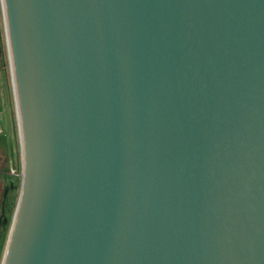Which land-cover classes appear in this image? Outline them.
Returning a JSON list of instances; mask_svg holds the SVG:
<instances>
[{
    "label": "water",
    "instance_id": "water-1",
    "mask_svg": "<svg viewBox=\"0 0 264 264\" xmlns=\"http://www.w3.org/2000/svg\"><path fill=\"white\" fill-rule=\"evenodd\" d=\"M20 142L0 264H264V0H3Z\"/></svg>",
    "mask_w": 264,
    "mask_h": 264
},
{
    "label": "rangeland",
    "instance_id": "rangeland-1",
    "mask_svg": "<svg viewBox=\"0 0 264 264\" xmlns=\"http://www.w3.org/2000/svg\"><path fill=\"white\" fill-rule=\"evenodd\" d=\"M0 154L6 162L3 164V178L0 189L3 188V199L0 202V261L3 254L7 234L12 221V215L18 196L20 174V142L17 116L14 102V92L10 72V62L3 19V9L0 3ZM13 170V173L11 172ZM4 185V186H3ZM3 186V187H2Z\"/></svg>",
    "mask_w": 264,
    "mask_h": 264
},
{
    "label": "trees",
    "instance_id": "trees-1",
    "mask_svg": "<svg viewBox=\"0 0 264 264\" xmlns=\"http://www.w3.org/2000/svg\"><path fill=\"white\" fill-rule=\"evenodd\" d=\"M6 162V159H5V157L2 155V154H0V173H2V172H4L5 170H4V168H3V164ZM6 172V171H5Z\"/></svg>",
    "mask_w": 264,
    "mask_h": 264
},
{
    "label": "flooded vegetation",
    "instance_id": "flooded-vegetation-1",
    "mask_svg": "<svg viewBox=\"0 0 264 264\" xmlns=\"http://www.w3.org/2000/svg\"><path fill=\"white\" fill-rule=\"evenodd\" d=\"M3 186H4V185H3ZM3 186H2V187H3ZM2 194H3V188L0 189V202H1L2 199H3V195H2Z\"/></svg>",
    "mask_w": 264,
    "mask_h": 264
},
{
    "label": "crops",
    "instance_id": "crops-1",
    "mask_svg": "<svg viewBox=\"0 0 264 264\" xmlns=\"http://www.w3.org/2000/svg\"><path fill=\"white\" fill-rule=\"evenodd\" d=\"M1 176V175H0ZM3 178L0 177V181L2 180Z\"/></svg>",
    "mask_w": 264,
    "mask_h": 264
},
{
    "label": "snow or ice",
    "instance_id": "snow-or-ice-1",
    "mask_svg": "<svg viewBox=\"0 0 264 264\" xmlns=\"http://www.w3.org/2000/svg\"><path fill=\"white\" fill-rule=\"evenodd\" d=\"M3 2V0H0V3H2Z\"/></svg>",
    "mask_w": 264,
    "mask_h": 264
},
{
    "label": "built area",
    "instance_id": "built-area-1",
    "mask_svg": "<svg viewBox=\"0 0 264 264\" xmlns=\"http://www.w3.org/2000/svg\"><path fill=\"white\" fill-rule=\"evenodd\" d=\"M11 172L13 173V170Z\"/></svg>",
    "mask_w": 264,
    "mask_h": 264
}]
</instances>
